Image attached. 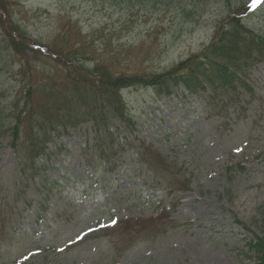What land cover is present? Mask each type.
Listing matches in <instances>:
<instances>
[{
    "label": "rangeland",
    "instance_id": "374dc122",
    "mask_svg": "<svg viewBox=\"0 0 264 264\" xmlns=\"http://www.w3.org/2000/svg\"><path fill=\"white\" fill-rule=\"evenodd\" d=\"M1 2L31 40L14 54L0 30L6 109H21L28 86L62 89L77 74L53 47L76 43L86 64L125 75L160 74L210 44L228 3L251 8L245 23L264 35V0H195L191 22L179 8L151 14L127 0ZM241 80L247 88L211 100L182 86L168 97L123 90L131 121H113L109 134L90 120L59 128L34 166L0 136V264H254L245 245L264 229V60ZM154 152L160 173L143 161ZM170 175L186 188L169 186Z\"/></svg>",
    "mask_w": 264,
    "mask_h": 264
},
{
    "label": "trees",
    "instance_id": "16d2710c",
    "mask_svg": "<svg viewBox=\"0 0 264 264\" xmlns=\"http://www.w3.org/2000/svg\"><path fill=\"white\" fill-rule=\"evenodd\" d=\"M127 1L126 8L138 6L151 14L165 7L172 10L179 8V15L190 22L193 19L192 14L199 12L198 8L203 5L201 2L194 4L195 0ZM158 1L161 2L160 6L157 5ZM0 9V30L5 35L2 41L12 53L17 54L18 47L25 48L31 40L28 39L27 30L21 22L7 13L6 4ZM227 9L228 13L216 22L214 39L199 55L189 57L160 74L125 75L101 64H86L87 54L76 43L67 47L68 50L71 49L69 52L53 47V53L64 57L68 62L66 68L77 74L73 77L68 74V84L62 89L48 87L43 82L36 83L34 87L28 86L20 110L17 106L3 108L0 103V136L9 135V146L16 155L20 158L21 150L26 161L34 166L38 158L47 155L46 144L51 141L53 133L60 134L59 128L66 132L90 120L94 129L102 128L103 132L109 134V126L113 121H129V114L121 96L125 89L151 88L158 95L168 97L173 94V89L182 86L193 96L209 92L206 95L211 100L221 92L247 88L241 76L249 64L252 66L264 60V35L245 23L246 10L242 12L240 7L230 9L229 3ZM4 20L6 25H3ZM37 42L42 43L40 40ZM41 48L46 50L43 46ZM33 52L39 57L44 55L39 51ZM19 63L21 68L26 65ZM47 89L52 90V94L47 96L51 102L44 103L43 95ZM154 153L156 155L143 161L153 172L160 173L164 160ZM103 156L104 153L101 152L100 159H104ZM175 178L170 175L169 186L185 189L186 182ZM245 247L255 258L254 264H264V229L261 237L254 236Z\"/></svg>",
    "mask_w": 264,
    "mask_h": 264
},
{
    "label": "snow or ice",
    "instance_id": "6c2138e0",
    "mask_svg": "<svg viewBox=\"0 0 264 264\" xmlns=\"http://www.w3.org/2000/svg\"><path fill=\"white\" fill-rule=\"evenodd\" d=\"M259 2V0H252L253 5H256Z\"/></svg>",
    "mask_w": 264,
    "mask_h": 264
}]
</instances>
